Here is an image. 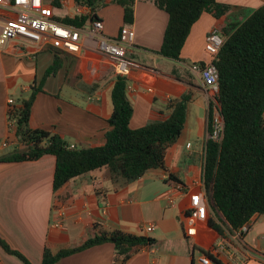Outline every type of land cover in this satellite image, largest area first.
Masks as SVG:
<instances>
[{"label": "crops", "instance_id": "1", "mask_svg": "<svg viewBox=\"0 0 264 264\" xmlns=\"http://www.w3.org/2000/svg\"><path fill=\"white\" fill-rule=\"evenodd\" d=\"M218 1L230 5V11L220 18L204 12L192 26L180 60L158 52L168 25V12L155 0L135 1L134 22L129 24L135 30V39L127 55L131 66L127 94L134 107L130 126L139 128L168 118L169 102L186 93L191 95L182 134L166 154L167 170L151 169L137 180L124 182L114 181L104 167L79 175L54 191V155L0 162V236L32 264H42L45 248L58 253L77 247L100 229H120L156 240L139 248L124 264H199L197 255L201 249H210L221 236L229 242L222 255H215L223 263L264 264V214H255L248 231L238 240L231 232L221 235L209 225L197 237L190 238L185 233L191 191L206 196L202 176L210 137V91L192 66L210 60L205 45L214 26L222 30L228 23L243 22L264 5V0ZM52 2L60 21L92 11L75 0ZM96 12L104 22L107 37L117 38L121 27L128 24L124 22L123 7L117 3L106 1ZM5 16L0 10V17ZM81 47L80 53L71 54L49 44L13 40L0 48V151L17 143L15 127H10V100L19 103L21 98L29 97L32 86L40 85L56 56L60 67L43 82V91L37 93L30 127L57 132L72 147L105 143L111 129L108 119L114 108L112 89L118 74L111 57L98 49L95 39L83 35ZM170 173L178 178L183 190L173 188ZM171 196L174 203L169 202ZM56 208L65 212L61 226L56 225ZM149 224L154 225L151 232L146 231ZM0 264L25 263L0 246ZM55 264L120 261H116L114 243L105 242Z\"/></svg>", "mask_w": 264, "mask_h": 264}, {"label": "trees", "instance_id": "2", "mask_svg": "<svg viewBox=\"0 0 264 264\" xmlns=\"http://www.w3.org/2000/svg\"><path fill=\"white\" fill-rule=\"evenodd\" d=\"M75 1L78 5L90 7L92 11L87 15L76 14L63 18L62 22L68 25L85 27L99 18L96 11L106 1L123 7L125 23L134 22L136 0ZM155 2L169 14L158 52L177 60L181 59L192 26L204 12L220 18L231 9L230 5L218 0ZM222 34L225 42L215 61L219 71V92L215 102L210 100L209 119L212 118L216 103L224 121L223 137L220 141L209 137L206 142L203 178L212 211L208 225L223 235L224 228L234 232L249 223L255 214H264V5L245 21L228 23L222 29ZM58 58L55 57L54 64L47 70L40 85L32 86L29 97L10 105L9 120L15 127L17 143L12 145V149L0 154V162L37 160L47 154L54 155V191L79 175L104 167L109 169L114 181L124 182L137 180L151 169L167 170L166 154L182 134L191 95L186 93L170 101L171 113L168 118L132 128L130 121L134 107L127 94V78L118 75L112 89L114 108L108 119L111 129L106 133L105 143L72 147L57 132L30 127L36 95L43 91V82L60 67ZM169 175L181 183L173 173ZM95 227L97 229L99 225ZM105 242L114 243L116 261L124 264L139 248L152 245L156 240L120 229H100L77 247L58 253L45 248L42 264H55L64 257ZM0 246L25 264H32L2 236ZM201 250L207 252L215 264H225L210 249Z\"/></svg>", "mask_w": 264, "mask_h": 264}, {"label": "built area", "instance_id": "3", "mask_svg": "<svg viewBox=\"0 0 264 264\" xmlns=\"http://www.w3.org/2000/svg\"><path fill=\"white\" fill-rule=\"evenodd\" d=\"M53 0H0V10L6 16L0 17V48H5L13 40H24L36 43L37 45L49 44L53 48L71 54L80 53L81 38L83 35L95 39L98 49L105 55L111 57L115 71L118 75L126 77L130 74L131 66L128 60L129 49L133 46L135 30L129 24L121 27L117 38H110L104 34V22L97 18L89 22L85 27L79 28L63 23L56 18ZM225 37L219 26H214L206 37V51L210 55V60L201 65L195 63L192 69L198 73L202 84L210 91V100L215 102V96L219 92V71L215 64L218 54L224 45ZM151 90V89H150ZM14 101L10 100V105ZM10 127L14 128L10 120ZM209 135L214 140L220 141L223 137L224 121L220 108L216 103L213 106V115L208 116ZM7 147V143H4ZM190 146V144H189ZM204 174V169H203ZM171 179V184L176 191L183 190L182 185ZM204 183V178L202 176ZM174 203V196L169 199ZM56 225L61 226L65 212L62 208H56ZM212 211L207 196L201 192L191 191L190 203L187 206L185 218V233L188 237H197L208 226V218ZM250 222L239 230L231 232L236 239H240L242 234L249 229ZM153 224L146 227V231L151 232ZM225 232H230L224 228ZM222 235V234H221ZM225 235V234H223ZM228 240L221 236L220 240L210 248L213 255H222L228 246ZM209 250V249H208ZM199 264H213L211 256L201 251L198 258Z\"/></svg>", "mask_w": 264, "mask_h": 264}, {"label": "water", "instance_id": "4", "mask_svg": "<svg viewBox=\"0 0 264 264\" xmlns=\"http://www.w3.org/2000/svg\"><path fill=\"white\" fill-rule=\"evenodd\" d=\"M10 149H12V147H9V148H6V149H4V150H1V151H0V154H1V153H4V152H6V151H8V150H10Z\"/></svg>", "mask_w": 264, "mask_h": 264}, {"label": "rangeland", "instance_id": "5", "mask_svg": "<svg viewBox=\"0 0 264 264\" xmlns=\"http://www.w3.org/2000/svg\"><path fill=\"white\" fill-rule=\"evenodd\" d=\"M59 13H61V12L59 11ZM198 255H199V254H198ZM198 255H197V257L199 258V256H198ZM198 258H197V259H198Z\"/></svg>", "mask_w": 264, "mask_h": 264}]
</instances>
